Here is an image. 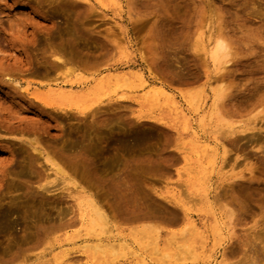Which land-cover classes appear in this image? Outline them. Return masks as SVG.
<instances>
[{"label":"rangeland","instance_id":"rangeland-1","mask_svg":"<svg viewBox=\"0 0 264 264\" xmlns=\"http://www.w3.org/2000/svg\"><path fill=\"white\" fill-rule=\"evenodd\" d=\"M219 34L231 55L216 71L203 46ZM100 79L85 113L34 97ZM217 84L222 124L201 129ZM153 86L206 92L194 143L157 98L140 104ZM83 198L119 244L101 264H264V0H0V264L57 263L50 244L84 237ZM79 243L60 248L70 264Z\"/></svg>","mask_w":264,"mask_h":264},{"label":"bare ground","instance_id":"bare-ground-1","mask_svg":"<svg viewBox=\"0 0 264 264\" xmlns=\"http://www.w3.org/2000/svg\"><path fill=\"white\" fill-rule=\"evenodd\" d=\"M98 2H100L103 5H119V0H98ZM203 51L205 57L208 59V61L211 63V65L214 67L216 71L223 69V67L225 68L227 66L226 64L230 60L231 53H230L229 42L227 38L221 34L217 35L210 42L208 46H203ZM133 73L138 78L139 84L145 85L146 80L141 74V72H139L137 69H134ZM219 78L222 77L220 76ZM101 84H102V80L100 79L95 81L90 87L80 90H71V88H67L66 86H62V85L49 86L44 91L40 93H36L34 97L47 107H53L56 109L68 110V111L69 109H74L78 113H85L88 110H90L94 104L98 102L97 92L99 91ZM220 85L217 84L214 87L211 86L212 88L210 89V93H209V97L211 99L210 104L203 113H200L198 119L196 120L197 127L201 129H203L206 125L211 123L214 124V126H219L222 124V118L220 117V113L217 107L218 102H220L224 98V92H223L224 88L222 89ZM161 96H163V98L162 101L160 102ZM119 97L121 98L124 97V94H120ZM206 97H207L206 92L204 90H199L198 92L195 93L193 92L185 93L182 95L180 100H178L170 96L168 92L163 88L159 86H153L150 88V90H146L144 92L143 100L141 101L140 104L145 105L147 104V101H151L157 98L156 104L162 107L160 114L162 121L165 124H167L170 128L177 131V133H181V132L188 133L189 134L188 141L194 143L196 139L197 131L194 129L192 123L193 119H191V117L192 114L195 113L197 114L199 113L200 110L203 109V105L205 104ZM78 204L79 207L81 205L82 206L84 205V208L86 209V211L84 212L85 221L83 219V212L81 211L79 212V220L82 224L81 229L83 230L84 237L78 239L77 235L70 234L63 238V241L65 242L64 244H60V243L50 244L49 248L51 249L58 248V250L53 254L52 260L57 261V263L55 264H70L67 258L63 259V256L65 255V251L60 250V248H62L63 245L69 243L75 244L76 242L78 243L79 241L81 243H79L77 246L81 248V251L83 253V258H84L83 264H101L104 261L103 256H105L107 250H109L108 252L112 260L117 259V255L119 254V252L117 251V245L119 244L116 243L115 245L112 235L110 234V231L106 227V220L104 216L105 214L89 198L79 199ZM184 213L185 216H187L186 211ZM186 225L187 226L185 227H187V229L188 226L191 229L195 228V223L191 220H188ZM183 232L186 231L183 230ZM142 233L143 232H141L139 236L144 239V236L148 234L147 233L142 234ZM149 237L151 238L152 243H154L153 248H155V244L157 243L156 242L157 236L151 237L150 235ZM147 242H145V244ZM149 243L151 242L149 241ZM184 246L189 248V254L191 255L192 259L208 258V254L203 255L201 257L199 254L200 251L197 252V250L195 249V245H193L191 241L184 244ZM177 247H180V245L177 244ZM156 251L157 250L155 249V252ZM182 252L183 250L181 251V254ZM162 255L163 257H167L168 259L171 257L168 251H164ZM254 263L255 262H253V264ZM218 264H220V261Z\"/></svg>","mask_w":264,"mask_h":264}]
</instances>
